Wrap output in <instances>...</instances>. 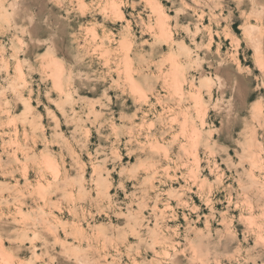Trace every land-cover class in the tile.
<instances>
[{
	"label": "rangeland",
	"instance_id": "rangeland-1",
	"mask_svg": "<svg viewBox=\"0 0 264 264\" xmlns=\"http://www.w3.org/2000/svg\"><path fill=\"white\" fill-rule=\"evenodd\" d=\"M0 264H264V0H0Z\"/></svg>",
	"mask_w": 264,
	"mask_h": 264
},
{
	"label": "bare ground",
	"instance_id": "bare-ground-1",
	"mask_svg": "<svg viewBox=\"0 0 264 264\" xmlns=\"http://www.w3.org/2000/svg\"><path fill=\"white\" fill-rule=\"evenodd\" d=\"M18 63V62H17ZM19 65V64H18ZM19 67V66H18ZM15 68H17V67H15ZM200 110V109H199ZM195 111V110H194ZM196 113V112H195ZM198 114V113H197ZM198 116V115H197ZM202 121H200V123H201ZM203 123V122H202ZM201 125V124H200ZM181 147V146H180Z\"/></svg>",
	"mask_w": 264,
	"mask_h": 264
}]
</instances>
